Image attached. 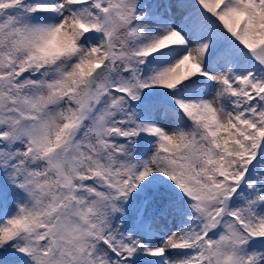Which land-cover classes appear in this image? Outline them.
Listing matches in <instances>:
<instances>
[{
    "label": "snow or ice",
    "instance_id": "6c2138e0",
    "mask_svg": "<svg viewBox=\"0 0 264 264\" xmlns=\"http://www.w3.org/2000/svg\"><path fill=\"white\" fill-rule=\"evenodd\" d=\"M0 264H264V0H0Z\"/></svg>",
    "mask_w": 264,
    "mask_h": 264
}]
</instances>
